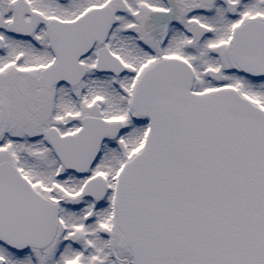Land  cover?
<instances>
[{"label": "snow or ice", "instance_id": "6c2138e0", "mask_svg": "<svg viewBox=\"0 0 264 264\" xmlns=\"http://www.w3.org/2000/svg\"><path fill=\"white\" fill-rule=\"evenodd\" d=\"M0 264H264V0H0Z\"/></svg>", "mask_w": 264, "mask_h": 264}]
</instances>
